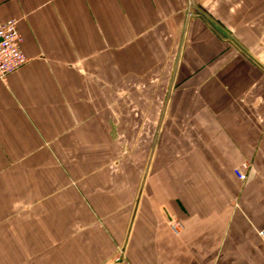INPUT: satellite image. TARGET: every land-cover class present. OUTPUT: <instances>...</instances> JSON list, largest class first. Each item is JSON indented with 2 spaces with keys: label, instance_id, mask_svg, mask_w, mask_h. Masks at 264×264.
I'll use <instances>...</instances> for the list:
<instances>
[{
  "label": "crops",
  "instance_id": "1",
  "mask_svg": "<svg viewBox=\"0 0 264 264\" xmlns=\"http://www.w3.org/2000/svg\"><path fill=\"white\" fill-rule=\"evenodd\" d=\"M7 20L27 62L0 82V264H264V0H0ZM178 26L123 193L110 99L139 44Z\"/></svg>",
  "mask_w": 264,
  "mask_h": 264
},
{
  "label": "rangeland",
  "instance_id": "2",
  "mask_svg": "<svg viewBox=\"0 0 264 264\" xmlns=\"http://www.w3.org/2000/svg\"><path fill=\"white\" fill-rule=\"evenodd\" d=\"M206 6V8L209 7V5ZM204 16L209 17V15ZM174 29V31H168L165 35L164 43H159L158 47L157 45L155 46L154 42L149 43V47L152 46L148 49L145 44H139L134 50L135 52H133L134 55L137 56H134L130 62L126 59L127 62H125V65L128 66L127 68L129 71L127 74L124 73L118 78V83L120 84L116 86V96L113 95V97L111 96L112 99L109 98L117 104L116 123L114 127H116V141L122 148L118 157L122 159L121 161L126 162V165L123 167L122 171L119 172L120 174H118L120 175L119 177L123 179V183L127 182L122 187L123 193L134 192L135 189H131V184L133 183L135 185V178H140L141 170L147 162L148 152L152 145L151 139L149 138L153 125L152 123L157 124L154 120H156V116H158V113L161 112L163 108L166 84L177 63L180 46L179 29H181V27H174ZM198 45L196 40L189 41L183 65L195 63L194 59H196V56L194 48L198 47ZM144 54L147 56H144ZM162 54L163 56H161ZM141 66L144 67L141 68ZM141 91L147 93V96L150 97L149 100L145 98V101L139 98L142 109L140 105L137 106L136 103H131V97L135 96L136 98L138 94L139 97H141ZM148 103H150L149 107ZM150 108L152 109V113L149 118L154 122L144 120L146 110ZM131 120L135 131L138 132L143 128L144 136H140L138 141L136 138L137 136L134 138V134L131 133ZM147 135L149 136L147 137ZM132 145L136 146L138 150L137 153L132 154ZM133 173L135 174V178L132 179Z\"/></svg>",
  "mask_w": 264,
  "mask_h": 264
},
{
  "label": "built area",
  "instance_id": "3",
  "mask_svg": "<svg viewBox=\"0 0 264 264\" xmlns=\"http://www.w3.org/2000/svg\"><path fill=\"white\" fill-rule=\"evenodd\" d=\"M22 42V38L17 31V21L0 22V82L5 81L8 76L26 64L27 59L21 48ZM245 169V165H242L232 171L234 177L240 182L247 180ZM177 227L178 225H173L172 228L176 230ZM259 236L264 243V229L260 231ZM116 260H119V258Z\"/></svg>",
  "mask_w": 264,
  "mask_h": 264
},
{
  "label": "water",
  "instance_id": "4",
  "mask_svg": "<svg viewBox=\"0 0 264 264\" xmlns=\"http://www.w3.org/2000/svg\"><path fill=\"white\" fill-rule=\"evenodd\" d=\"M189 7H192L191 4H189ZM190 14V8H189V11H188V15ZM200 16H202L205 21L218 33V34H222L223 31L217 27L208 17L204 16L202 13H198ZM146 175V174H145ZM145 178V177H144Z\"/></svg>",
  "mask_w": 264,
  "mask_h": 264
}]
</instances>
